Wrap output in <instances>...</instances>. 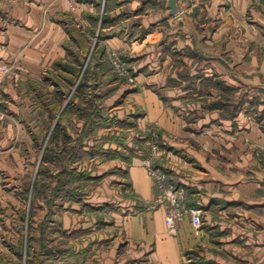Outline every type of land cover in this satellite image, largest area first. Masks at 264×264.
<instances>
[{"label": "crops", "instance_id": "0c3cea01", "mask_svg": "<svg viewBox=\"0 0 264 264\" xmlns=\"http://www.w3.org/2000/svg\"><path fill=\"white\" fill-rule=\"evenodd\" d=\"M167 3L0 0V63L13 65L0 87L3 192L33 191L24 179L35 176L44 143L39 120L50 125L54 107V87L45 91V108L38 88L52 81L53 65L85 64L98 32L92 70L112 51L134 65L136 85L120 89L126 105L115 107L129 140L134 130L158 124L170 151L163 168L185 192L186 208L201 212L200 227L187 213L170 230L142 159L121 155L118 170L98 173L103 182L93 188V205L86 194L72 207L67 197L53 201L60 219L44 226L61 239L58 256L67 264L72 230L81 241L92 231L87 240L97 264H264V0H175L174 15ZM84 127L78 119L77 134L62 140L77 159L86 150ZM65 171L85 174L74 166ZM87 205L108 218L87 219ZM101 243L108 248L96 249Z\"/></svg>", "mask_w": 264, "mask_h": 264}, {"label": "rangeland", "instance_id": "374dc122", "mask_svg": "<svg viewBox=\"0 0 264 264\" xmlns=\"http://www.w3.org/2000/svg\"><path fill=\"white\" fill-rule=\"evenodd\" d=\"M101 20L99 26L102 24ZM98 35V32L97 34L95 32L90 39L91 46L86 52V61H83L87 64L83 63L80 68L72 63L55 64L47 74L52 81L41 82L38 88L40 91L38 93L43 95L41 99L45 108L47 100L44 98L45 91L48 92L50 87H54L53 96L50 95L52 100L48 96L54 104L53 113L49 114L50 125L47 126L45 121L39 120L38 136L43 138L44 143L39 150V160L31 170V174L34 173L35 176H30L28 180L24 179L26 187H29V182L32 180L33 191L23 194L14 192L9 195L3 192L4 187L0 183V244L5 251V253L0 252V264H67L65 259L63 261L58 256L61 251V239L55 237L54 233L49 235L44 226L45 221L50 217L60 219L57 214L61 209L56 207L53 201L67 197L72 207V204L76 205L79 196L86 194L87 203H91L94 186L103 182L101 177H97L98 173L118 170L116 165L121 155L138 156L142 159L154 183L156 203L164 204L165 187L174 188L180 191L179 200L186 208L185 192L172 183L167 169L163 168L170 151L166 147L167 140L163 137L162 129L156 123H149L141 131L134 130V136L132 135L130 137L132 139L129 140L131 133L129 125H125L126 120L123 121L117 112L119 110L115 109L117 106L126 105L125 96L121 94L120 89L125 85L134 87L136 85L133 63H127L122 54L112 51L106 59L104 58L105 64L98 69H91L89 60L98 46L100 38ZM6 64L9 66V72L0 87L11 74L13 67L12 63ZM84 76H89V80H84L85 84ZM78 119L85 123L82 135L86 142V150L84 152L80 150L84 156L80 155L79 159L71 144L69 146L62 144V140L66 141L67 137H73L69 134H77ZM45 139L50 140L48 152H46ZM72 166L79 167V171L83 170L84 176L78 179L72 171L67 174L65 169ZM149 169L154 170L155 173L153 174ZM61 190H64V194ZM100 209L101 207L93 208L87 205L85 217L108 218V215L102 212L103 209ZM40 210L43 214L39 213ZM186 214L187 212L183 216ZM71 218H77V211L71 210ZM91 232L85 231L86 235L90 234V236L89 238L87 236L85 241H81L78 230L71 231L68 264L98 263V259L94 257L92 240H87L92 239ZM99 245L96 249L108 248L107 243Z\"/></svg>", "mask_w": 264, "mask_h": 264}, {"label": "built area", "instance_id": "2783aa9c", "mask_svg": "<svg viewBox=\"0 0 264 264\" xmlns=\"http://www.w3.org/2000/svg\"><path fill=\"white\" fill-rule=\"evenodd\" d=\"M72 0H69V3H71ZM9 72V66L6 63H0V84L2 83L4 77ZM154 174V170L149 169ZM150 174V173H149ZM160 183L161 179L159 180ZM163 185V184H161ZM166 191L164 193V204L166 206V216H165V224L166 226L172 230L175 231L177 228V225L179 221L182 219L183 214L185 212L190 214L192 224L198 228L201 226V215L199 210L195 209H187L182 206L179 197H180V191L175 190L174 188H166Z\"/></svg>", "mask_w": 264, "mask_h": 264}, {"label": "water", "instance_id": "95a60500", "mask_svg": "<svg viewBox=\"0 0 264 264\" xmlns=\"http://www.w3.org/2000/svg\"><path fill=\"white\" fill-rule=\"evenodd\" d=\"M167 5H168V8H169L168 14L169 15H174L177 12V7H176L175 0H168Z\"/></svg>", "mask_w": 264, "mask_h": 264}, {"label": "trees", "instance_id": "16d2710c", "mask_svg": "<svg viewBox=\"0 0 264 264\" xmlns=\"http://www.w3.org/2000/svg\"><path fill=\"white\" fill-rule=\"evenodd\" d=\"M99 37H100V34H99Z\"/></svg>", "mask_w": 264, "mask_h": 264}]
</instances>
